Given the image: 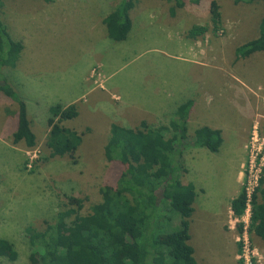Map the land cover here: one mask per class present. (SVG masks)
<instances>
[{"label":"rangeland","instance_id":"1","mask_svg":"<svg viewBox=\"0 0 264 264\" xmlns=\"http://www.w3.org/2000/svg\"><path fill=\"white\" fill-rule=\"evenodd\" d=\"M118 1L53 0L52 6L45 0H3L0 15L12 38L22 42L18 29L27 26L22 30L30 42L22 43L19 64L29 69L26 76L33 75L42 82L38 96L50 93L37 100V109L28 102L24 128L47 124L48 103L85 94L74 103L79 116L66 122L78 131L83 129L82 143L73 157H51L45 145L49 128L34 147H28L24 140L14 141L13 131L20 128L23 119H14L18 104L0 91V238L12 242L17 252L15 260L8 257L9 250L3 252L0 264H34L28 226L43 229L45 221H52L58 211L75 206L78 199L83 200L80 213L87 214L90 205L100 200V187L116 183L125 167L105 159L109 128L105 131L103 125L112 121L138 127V120L122 122L114 115L123 110L122 114H132L135 119L150 116L146 108L153 109L161 97L169 98L172 83L183 87L195 81L202 82L203 109H196L189 119V139L197 127L213 125L207 118L220 125L223 137L217 152L191 147L184 153L186 172L181 178L184 183L192 182L197 194L190 218L195 257L200 264H245L237 244L239 220L233 215L230 202L246 185L250 160L264 164V52L235 60V49L257 37L264 1L217 0L222 26L213 34L210 0L199 4L184 0L183 7H176L173 1L135 0L130 10L134 24L126 42H89L95 37L89 28L99 10L107 13ZM57 5L73 7L70 19L64 22L66 27L69 20V32L61 24H50V14L56 13ZM35 15L39 19L44 16V23L38 28ZM58 17L63 20L62 13L56 15L57 22ZM197 24L207 25L208 30L193 40L188 30ZM180 45H190L197 56L200 53L205 60L208 58L211 66L200 68L177 61L174 52ZM184 54H190L187 48ZM98 58L101 62L96 63ZM18 70L19 65L16 70L2 68L6 77ZM93 81H101L104 88H92ZM111 94L116 98L111 100ZM169 118L145 121L157 127L163 124L160 122L167 125ZM86 124L96 125L84 128ZM261 175L264 176V165ZM241 219L248 224L245 214ZM242 236L253 250L249 264H264V242L250 232L249 226Z\"/></svg>","mask_w":264,"mask_h":264},{"label":"trees","instance_id":"2","mask_svg":"<svg viewBox=\"0 0 264 264\" xmlns=\"http://www.w3.org/2000/svg\"><path fill=\"white\" fill-rule=\"evenodd\" d=\"M166 1H173L176 7L185 4L184 0ZM234 1L252 3L255 0ZM134 5L135 0H119L103 19L111 39L127 38L132 26L130 10ZM2 6L3 0H0V12ZM208 9L212 32L216 34L222 26L218 1L210 0ZM207 30V25H193L188 36L196 39ZM22 49V42L12 38L0 15V91L18 104L19 117L23 119L13 134L14 141L24 140L28 147H34L35 135L23 126L25 101L2 72L3 67L16 65ZM255 52H264V15L259 21L257 37L236 47L235 60ZM192 105V100L181 103L167 125L154 127L145 120L134 128L110 124L105 159L122 164L124 170L114 185L100 187V200L90 205L89 213H80L83 200L78 199L75 206L58 211L52 221H45L43 229L26 228L34 264H200L189 242L190 218L197 194L194 184L184 183L181 178L186 172L184 153L191 147L217 152L223 138L219 128L202 125L189 139L187 122ZM78 114L74 103H55L49 107L45 145L51 157H73L82 143V133L66 125ZM246 199L242 186L230 204L238 219L245 213ZM93 219L98 222H92ZM248 226L264 242V176L251 196ZM236 228L241 236L242 220ZM237 244L240 251L241 240ZM6 250H9L8 257L15 260L17 252L13 243L0 238V255Z\"/></svg>","mask_w":264,"mask_h":264},{"label":"crops","instance_id":"3","mask_svg":"<svg viewBox=\"0 0 264 264\" xmlns=\"http://www.w3.org/2000/svg\"><path fill=\"white\" fill-rule=\"evenodd\" d=\"M50 2H51L50 5L53 6V0H51ZM56 8H57L56 13L55 14H53V13L50 14V15H52L51 16L52 19L50 21V24H51V22H55L57 25L61 24L64 27V29L67 28V31L69 32V30H71V28L68 27L70 25V22L68 20V22L66 24V27H65V23L64 22H66L67 19H70V14H71L70 11L73 10V7H67L65 5H57ZM101 11H104V10H101ZM109 12L102 13L99 10L98 16L94 20H92V22H91L92 24L90 25L89 32L94 33L95 37L92 38L89 42H95L97 44H104L106 42H110L112 45H115L116 43L119 42V41L111 39L108 36L107 30H106V26H105V24L103 22V19L106 17V15ZM58 13H62L63 14V20H61L59 17L57 18L59 22H57L55 20V17H56V15ZM67 13H69L68 17H67ZM35 17H36V15H35ZM130 17H131V21H132V25H133L134 22H133V18H132V13L131 12H130ZM42 23H44V16L40 17V19L38 17H36V19H35V28H38ZM26 27L23 28V26H21L18 29V32L20 33L21 39L24 38L22 40L23 44H27L28 42H30L28 39L26 40V38H29L28 34H26V31L22 30V29H26ZM131 31L132 30L130 29L127 38L130 37ZM127 38L124 39V40H121V41L126 42L128 40ZM109 39H111V40H109ZM192 39L193 40H197V39H199V37H197L196 39H194V38H192ZM185 48H187L189 50V52H190L189 55L184 54V49ZM114 50L115 49H113V53H114ZM22 51H23V49H22ZM174 53L176 55L174 58L177 61L185 62V63H188L190 65H195V66H198L200 68L206 67V66H211V64L208 63V58H207V60H205L203 57L200 56L201 55L200 53H198L199 56H197L196 53L194 52V50L191 49L190 45H188V46L180 45L178 47V49L176 50V52H174ZM100 60L101 59L98 58L96 63L97 62H101ZM93 62H92V64H93ZM19 63H20V56H19V58H18V60L16 62V65L14 66V69L16 70L18 65H19L21 70L15 71V72H13V74L8 75L7 79H8V82L10 83V85L13 87V89L17 93L19 92L18 94L25 101L26 114H27V104H28L29 101L31 102V107L37 109V105H38V104H36L37 100L38 101L41 100L42 98H44L45 95H49L50 93H46L45 92V94L42 93L40 96H38L37 91H38L39 87L42 85V82H40V80L38 78H34L35 76H33V75L32 76H26V75H28L30 73V72H28L29 69H27L26 67L21 66V64H19ZM23 65L26 66L24 63H23ZM95 83H97V84H95ZM193 83H197L198 85H200V87L196 88L193 85ZM92 86H93L92 88H94L96 86L97 87L102 86L104 88V86L101 85V81H97V82L93 81ZM169 89L171 91V93L169 95V98L161 97L162 101L155 103L156 105H155V107L153 109L146 108V109H148L146 111V114H149L151 112L150 116L145 115V116H141L139 119H135L132 114H129V115L128 114H122L123 110L122 111L120 110L119 113H117V115H114V116L119 117L122 122L127 120V122L129 121V123H131L133 121H137V120H138L137 122H141L142 120H148V119H152V118L153 119L157 118V119L161 120V119L166 118V117H168V118L172 117L174 115V112L177 109V107L181 103H183V102H185L187 100H192L193 101V105H192L191 110H190L189 119L191 118L193 112L196 109H199V108L203 109V105L201 104V102L203 101V97L200 96V92H202V82H201V84L199 82H197V81L190 82L186 86H183V87L182 86H177V85H175V83H172V85L169 86ZM205 92H207V90ZM84 94L85 93H82L81 95L79 94L77 96L74 95L73 97H71V98H69L67 100L58 99L57 101H52L51 103H48V105H46V106L50 107L51 104L54 103V102L55 103L60 102V103H62L64 105H68V104H71V103H76V102H78L79 100H81L83 98ZM27 98H29L28 101H27ZM114 98H116V97H113V94H111L110 99L112 100ZM153 99H154V97H153ZM164 99H166V100H164ZM29 107H30V104L28 105V108ZM108 107H110V110L113 109V105H110ZM138 109H140V108H138ZM16 110H17V112L14 113V116H15L14 119H18V117H19L18 116L19 113H18L17 106H16ZM79 114H80V111H79ZM79 114H78V116H79ZM189 119H188V122H189ZM169 120H170V118H169ZM207 120L211 124H213V125H208V126L213 127V128H219L221 130V134H222V129H221L219 124L214 122L211 118H207ZM94 122H96V121H94ZM111 122L112 121L107 122L106 125H103L104 126L103 130L106 131V128L110 127ZM188 122H187V125H188ZM160 123L164 124L165 122H160ZM96 124H94V125H96ZM94 125H91V124L87 125L86 124V127L84 126V128H92ZM158 125H160V124H158ZM124 126H125V124H124ZM130 127H132V126H130ZM36 128H38V129H36ZM46 128H48L47 124L43 125L41 127L40 126H36L35 128L33 126H31L29 132H31V133H33L35 135L36 141H37L39 139V136H42L43 134H45ZM82 130L83 129H80L79 132H81ZM15 131H18V129L14 130L13 132H15ZM247 131H248V129L246 130V134H247ZM246 134H245V137H246ZM232 199H233V197H232ZM230 204H231V202H230ZM193 207H194V211H195L194 203H193ZM194 211H193V213H194ZM190 241H191V237H190L189 242ZM190 243H191V245L194 248L195 246L192 243V241ZM195 254H197L196 253V248H195V251H194V257H195ZM195 259H196V257H195Z\"/></svg>","mask_w":264,"mask_h":264},{"label":"built area","instance_id":"4","mask_svg":"<svg viewBox=\"0 0 264 264\" xmlns=\"http://www.w3.org/2000/svg\"><path fill=\"white\" fill-rule=\"evenodd\" d=\"M32 160L30 161V163ZM263 163H259L258 165L255 163V161L252 159L250 160L249 168L247 170V173L245 174L246 178V185L244 186L246 190V208H245V215L248 217L249 222V216H250V209H251V196L252 193L255 191V189L259 186V179L261 178L262 169H263ZM30 166V164H29ZM238 219V218H237ZM242 220V219H238ZM243 221V220H242ZM246 221H243L244 223V230L243 232H246L247 225H245ZM243 234V233H242ZM240 240L242 239V253L240 254V257L244 259L245 264H249L252 262L253 259H251V255L253 253V250H250V247L248 246V240L245 238V236H239ZM243 261V263H244Z\"/></svg>","mask_w":264,"mask_h":264}]
</instances>
